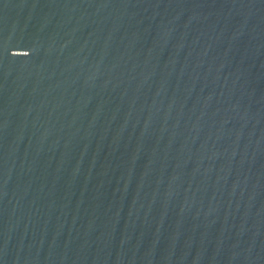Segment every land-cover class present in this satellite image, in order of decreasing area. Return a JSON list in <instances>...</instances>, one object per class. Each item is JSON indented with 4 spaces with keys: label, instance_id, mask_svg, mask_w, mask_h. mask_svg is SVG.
Instances as JSON below:
<instances>
[{
    "label": "water",
    "instance_id": "95a60500",
    "mask_svg": "<svg viewBox=\"0 0 264 264\" xmlns=\"http://www.w3.org/2000/svg\"><path fill=\"white\" fill-rule=\"evenodd\" d=\"M0 264H264V0H0Z\"/></svg>",
    "mask_w": 264,
    "mask_h": 264
}]
</instances>
